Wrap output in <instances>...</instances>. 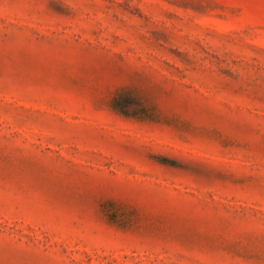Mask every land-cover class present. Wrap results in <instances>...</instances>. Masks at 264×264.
Instances as JSON below:
<instances>
[{"label": "rangeland", "instance_id": "374dc122", "mask_svg": "<svg viewBox=\"0 0 264 264\" xmlns=\"http://www.w3.org/2000/svg\"><path fill=\"white\" fill-rule=\"evenodd\" d=\"M0 264H264V0H0Z\"/></svg>", "mask_w": 264, "mask_h": 264}]
</instances>
